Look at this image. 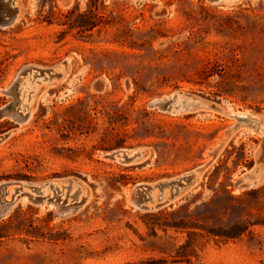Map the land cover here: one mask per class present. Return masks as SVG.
I'll use <instances>...</instances> for the list:
<instances>
[{
    "label": "rangeland",
    "instance_id": "rangeland-1",
    "mask_svg": "<svg viewBox=\"0 0 264 264\" xmlns=\"http://www.w3.org/2000/svg\"><path fill=\"white\" fill-rule=\"evenodd\" d=\"M20 2L0 27V109L17 102L29 117L0 119V184L72 180L88 199L66 215L19 201L0 220V264H264V180L236 187L264 163V0ZM83 23L94 26L70 27ZM65 61L61 80L45 71ZM174 92L249 112L260 133L229 132L236 119L217 109L148 106ZM134 147L147 152L136 163L104 157ZM196 169L174 201L131 202L136 184ZM46 192L68 204L76 186Z\"/></svg>",
    "mask_w": 264,
    "mask_h": 264
},
{
    "label": "water",
    "instance_id": "water-1",
    "mask_svg": "<svg viewBox=\"0 0 264 264\" xmlns=\"http://www.w3.org/2000/svg\"><path fill=\"white\" fill-rule=\"evenodd\" d=\"M209 1L217 2V0ZM22 15L23 6L20 0H0V27L13 25ZM67 67L68 61H65L57 67L48 68L45 71L49 73L52 79L61 80L65 75ZM32 69L33 67L31 66L24 68L18 74L16 81L18 82L21 79L23 73ZM99 85L102 86V83ZM148 106L171 114L217 109L227 116L236 119V123L231 125L229 132L237 130L246 122L248 126H251L256 132L260 133L258 121L253 119L249 112L247 114L248 120L244 121L246 119L244 118V111L232 110L230 106L217 108L215 104H211L203 98L194 95L174 92L152 99ZM7 117L13 118L17 123H23L28 120L29 111L19 106L17 102H10L0 109V119ZM262 149H264V139L262 140ZM146 154L147 152L143 148H119L105 153L104 157L122 164H132L141 161ZM262 162V159H257L252 166L241 173L236 183L238 189L254 187L264 178V163ZM201 173L202 169H196L178 179L160 182L156 185H147L144 183L136 184L134 186L131 202L137 208L147 210L163 204L164 202L174 201L179 196L184 184L194 182ZM65 185H67V187H71L72 185L76 186V192L73 197L75 199L74 202L65 204L64 202H60L59 199H54L46 192L47 189L56 190L59 187H65ZM167 185H170L172 189L165 197L163 195V188ZM155 188H158L159 193L153 197L152 192L157 190ZM87 199L88 194L85 192L84 187L79 183L74 184L72 180L41 184L23 183L19 181L3 182L0 184V220L4 218L19 201L27 200L37 206L53 204L57 214L66 215L83 206ZM163 199H165L164 202Z\"/></svg>",
    "mask_w": 264,
    "mask_h": 264
},
{
    "label": "trees",
    "instance_id": "trees-1",
    "mask_svg": "<svg viewBox=\"0 0 264 264\" xmlns=\"http://www.w3.org/2000/svg\"><path fill=\"white\" fill-rule=\"evenodd\" d=\"M94 25L93 24H88V23H83V24H73L70 27H78L79 30L83 31V30H90ZM205 74V77H209L211 75H213V71L212 70H203L202 71ZM117 145H123L122 142H117Z\"/></svg>",
    "mask_w": 264,
    "mask_h": 264
},
{
    "label": "bare ground",
    "instance_id": "bare-ground-1",
    "mask_svg": "<svg viewBox=\"0 0 264 264\" xmlns=\"http://www.w3.org/2000/svg\"><path fill=\"white\" fill-rule=\"evenodd\" d=\"M217 1H218V0H217ZM35 74H36V73H35ZM21 77H22V76H21ZM20 82H21V81H20ZM20 85H21V84H20ZM20 87H21V86H20ZM18 88H19V87H18ZM18 88H17V89H18ZM244 118H246L244 121L248 120V118H247V114H244ZM263 180H264V178H263L260 182H262ZM260 182H259V183H260ZM259 183H258V184H259ZM258 184H257V185H258Z\"/></svg>",
    "mask_w": 264,
    "mask_h": 264
}]
</instances>
